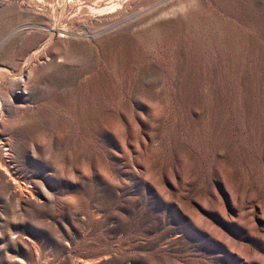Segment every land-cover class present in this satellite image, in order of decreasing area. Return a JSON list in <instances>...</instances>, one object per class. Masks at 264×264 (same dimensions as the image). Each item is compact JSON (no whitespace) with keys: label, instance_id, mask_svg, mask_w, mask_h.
I'll return each mask as SVG.
<instances>
[{"label":"rangeland","instance_id":"1","mask_svg":"<svg viewBox=\"0 0 264 264\" xmlns=\"http://www.w3.org/2000/svg\"><path fill=\"white\" fill-rule=\"evenodd\" d=\"M0 264H264V0H0Z\"/></svg>","mask_w":264,"mask_h":264},{"label":"bare ground","instance_id":"2","mask_svg":"<svg viewBox=\"0 0 264 264\" xmlns=\"http://www.w3.org/2000/svg\"><path fill=\"white\" fill-rule=\"evenodd\" d=\"M98 1V0H97ZM112 10V9H111ZM44 46V45H43ZM40 48H37V49H35V50H33V52H32V55L34 54L35 55V53L36 52H38V50H39ZM17 183V182H16Z\"/></svg>","mask_w":264,"mask_h":264}]
</instances>
